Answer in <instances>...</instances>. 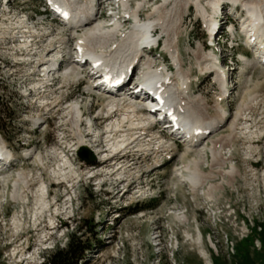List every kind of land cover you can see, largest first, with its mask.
Instances as JSON below:
<instances>
[{
  "label": "rangeland",
  "instance_id": "obj_1",
  "mask_svg": "<svg viewBox=\"0 0 264 264\" xmlns=\"http://www.w3.org/2000/svg\"><path fill=\"white\" fill-rule=\"evenodd\" d=\"M141 1H144L141 21L152 23L151 20L162 18L165 28L155 29L159 46L151 51L143 48L144 58L132 72L133 78L143 82L144 63L149 61L152 69L163 68L169 77L177 74L171 53L165 49L167 43L172 51L179 52L186 84L195 90L185 101L196 107L194 111L199 115L218 117V107L222 106L230 117L195 148L169 136V130L152 125L154 132H162L175 143L169 151L142 153L147 158L145 155L137 158L136 153H131L127 161L121 159V153L115 157L117 160L104 163L85 148L90 152L89 160L83 161L79 153L71 158L67 143L75 141L77 135L65 117L67 106L82 101L84 119H94L99 133L105 130L106 121L109 123L107 114H100L106 110L107 98L85 92L94 76H88L84 67L77 77L66 79L62 74L55 75L52 93L33 87L42 83L40 63L47 53L61 45L59 39L69 38L63 45V68L84 29L75 31L53 19V7L47 0H12L8 5L0 0V133L15 155L11 164L0 165V264H44L45 257L57 248H64L73 238L90 248L84 264H264V65L254 53L255 46L247 42L246 0L237 4L221 0L218 10L210 6V0H200L206 8L204 12L197 9V0H190L186 11L188 0ZM254 1L264 7V0ZM96 2L99 8L96 22L114 29L118 22L122 23L116 31L117 48L131 35L136 21L131 13L138 1L131 0L127 11L121 0L117 6L114 0ZM210 15L219 20L220 33L227 32L219 47L208 44L215 22L213 17L207 25L205 16ZM25 19L29 28L21 30L20 22ZM24 35L31 42L27 41L22 48ZM113 46L109 45V50ZM208 54L217 58L216 70H204L209 63ZM247 59L250 63H246ZM181 80L178 78L174 83ZM133 104L143 116L142 101ZM233 121L236 126L232 134ZM82 130L89 139L95 138L94 134L89 135L87 122ZM104 137L101 135L99 140ZM211 141H215L216 150L230 159L223 168L211 166L213 156L208 153L200 165L206 174L222 170L213 181L209 180L217 187L207 200L203 189L194 195L190 184L176 177L182 176L183 169L179 172L176 169L184 165L185 152L190 160L198 152H204ZM98 143L95 147L100 155L107 153L104 152L107 145ZM135 146L133 152L138 149ZM65 156L79 175L73 187L71 183L75 182H63L54 174ZM159 160L162 161L157 163ZM123 162L132 167L120 169ZM104 165H110L108 168L114 175L110 178V174H100L101 181L99 175L92 177ZM231 165L236 171L233 179L223 174ZM91 172L95 173L88 174ZM20 175L27 178L28 185H18L22 196L14 200L11 194ZM43 183L48 190L46 200L51 202L44 211L37 204V193ZM139 191L141 194H137ZM70 199L68 211L56 216V210L64 209ZM183 212L189 223L182 224L176 219ZM158 234L160 241L155 238ZM199 238L203 246L197 243ZM200 249H205L206 257Z\"/></svg>",
  "mask_w": 264,
  "mask_h": 264
},
{
  "label": "bare ground",
  "instance_id": "obj_2",
  "mask_svg": "<svg viewBox=\"0 0 264 264\" xmlns=\"http://www.w3.org/2000/svg\"><path fill=\"white\" fill-rule=\"evenodd\" d=\"M96 1L97 0H47V2H49L54 9L56 8L60 13L64 14L65 17L68 16V19L63 22L66 27L75 31H83L84 29V34L81 37H78V47L81 49V54H79L78 56L76 55L75 57L73 54H71L69 56L68 63L65 65V67L62 68V62L59 63V60L60 57L64 54L65 47L63 45H66L69 42V38L62 37L61 39H59V43L61 45L54 47V49L52 50L53 52L51 51L52 53L50 54L47 53V55L42 59L40 63V67L42 68V70L40 69V71L43 72V79H41L42 83L39 86L33 87V89H42V92L44 93H52L51 87L52 84H54L55 82L54 80L57 78L55 77V75L62 74L64 78L67 77L66 79H69L70 76L77 77L78 73H81L82 75V72H80V70L82 67L85 68L87 63L89 64V66L92 62L95 64L101 63V65L97 66L96 69H91L90 67H87L88 76H94L95 80L93 82H90L85 87V92H96L100 95H104V97L102 96L103 98H107L105 105L106 110L104 113L101 110L100 114L103 115L106 113L109 118V123L108 121H106V126L104 128L105 130L97 133L98 135L95 136L96 138L89 139L86 134L82 133V126L84 122H87V126L89 127V135H95V120L84 119L83 108L81 105L82 101H79L76 104L71 102L66 108V113L68 116L65 117L68 118L67 120L69 124L72 125V128L76 131L78 137V142L76 143V145H82V143H88L90 145L93 143L95 144L97 142L105 143L106 145H108L109 151L106 153L107 158L106 160H104V163L113 161L114 157L110 158V154L115 155L122 153L121 159H123V161H127V157H131V153H133V155H135L136 153L135 156H138L137 158H139V155H145L147 158V156L150 154L148 152L151 151L152 153H158L160 150L169 151L171 149V145H175V143H172L171 139L162 135V132H154L152 130L153 120L150 117V113H146L142 116L138 112H136V109H134L135 107L131 104V101L138 98V93L133 96L129 95L128 91L123 89V87L125 86L123 85V83L117 86L118 89L110 85V82L112 80L123 79L128 72L134 71L135 68H137V65L143 61V48H145V45L155 44L158 41V39L154 37L153 32L159 26H161V29L165 28L163 19L161 18V20H159L160 18H157L151 20L152 23L142 22L140 19V10L142 8V5H144V1L137 0L138 2L136 3V8L134 9L135 11L133 10L131 13V16L134 18V20H136L135 26L130 31L131 35L116 48L117 44H115V42L118 38L116 37V31H119L120 25H122V23L118 22V25H116L114 29L105 28L106 23L104 22H96V20H99V8ZM167 1L168 0H166L165 2ZM220 1L221 0H210L209 4L214 10H218V7L220 6ZM231 1L237 4L241 0ZM243 1L245 0H242V2ZM130 2L131 0H121V4L125 11L130 8ZM256 2L254 0H246L244 2V6L248 14L247 20L244 23V31L248 39V44L250 46H255L254 53L260 58L264 57V7L263 5H258ZM189 4L190 0H188L185 4V11L189 8ZM195 5L197 6V9L201 8L203 12L206 11V8L203 6V3L200 0H197L195 2ZM156 9H158V7ZM205 17H208V19H206L205 21L207 22V25L212 23L214 17L215 27L217 22L215 16L212 17L210 15ZM27 20L28 19H25L20 22L21 26L19 27L21 30L23 28H29ZM21 38L25 39L21 46L23 48V45L30 40L29 37H27L26 35L21 36ZM31 40L33 41V43H35L34 39ZM109 45L113 46V49L111 48L109 50ZM98 49H100V51H98ZM165 49L171 53L174 64L178 68L177 74L173 78L169 77L168 71H165V69L163 68L152 69L151 62L149 61L144 63L146 64V70L141 74V79H143L142 83L159 87V89L162 91V95L175 102L178 109L174 114H171L170 119H172L176 123V127L178 128V130L183 133L184 136L187 137V140L183 143V145H186L189 148H195L196 146L207 140L214 130L223 126L225 121L228 120L230 116L228 117V111L222 106L221 108L220 106L218 107V117H209L206 116V114L199 115L195 112L197 111L195 109L196 107L192 106L191 104H188V101H185L187 97H189V94L195 93V90L191 89L186 84L185 72L181 69L180 54L177 50L172 51L170 45L167 43ZM73 50H75V48ZM206 57V60H208L209 63L206 65V68H204V70L214 68L216 70L215 63L217 61V58L212 54H208L206 55ZM83 59H86L85 63L81 62V60ZM89 60L92 61H90L89 63L87 62ZM247 62L250 63V60L247 59L246 63ZM248 71L249 70H247L246 72ZM103 76H105L106 80ZM178 78H182L181 82H176L179 84L174 83L175 80H177ZM79 79L80 78L78 77L77 80ZM219 81L222 82V86L225 85L223 78L219 79ZM226 90L227 88L225 87L224 91ZM180 97H184V101H181L179 99ZM60 99L61 97H59V100H57L58 105L61 102ZM143 102H147V104L143 105L142 107L148 111L158 110L157 105H159L160 103V101L157 100V96L152 94H149L146 98H144ZM189 102L191 103V101ZM115 113L116 115L114 117L113 115ZM235 126L236 121H233L231 125V128L233 130L232 134L235 131ZM164 129L163 131H165ZM179 131H173L174 133H172V136L174 138H177V136L179 135ZM206 131L208 132L207 135ZM101 135L105 136L104 140L102 141L98 138L101 137ZM199 135L201 136L199 137ZM133 145H136L135 147L138 148L135 149L134 152L133 150H131L134 148ZM168 146L169 148H167ZM80 151L81 150H79V152ZM142 153H146L148 155ZM208 153L213 156L211 166L217 164V166H221L223 168V165H226L227 161L230 159V157L225 156L226 154H221V150H216L215 141H211V145H206L204 152H198L194 158H189L190 160H187L188 156H186L187 152H185L182 155L184 165L182 166V168L176 169V171H180L183 169L181 172L182 176L176 175V177L179 178L182 182L187 181L190 184L191 191L194 195L199 194L198 191L200 189H203L204 195L208 197L206 198L207 200L213 197L214 189H216L217 187L214 184L209 183V180L216 177V174L219 173V171H222L217 169L216 174H206L205 172L200 170V165L203 161H205V158H207ZM14 157V153L9 149L4 137L0 133V161H2L4 164H8L11 162L10 160H12ZM38 158L39 160H42L41 156H39ZM63 158L64 159L62 160V163L59 164V170H55L54 174L55 176H58V178L63 179V182L65 180H68L69 182H75L73 184L71 183V187H73L74 184L76 186V183L78 181L76 182L74 180L79 178L78 172L73 168L74 164L69 160V158H67L66 156ZM146 158H144L143 160H146ZM160 161L162 160L157 161V163H159ZM119 165V168L121 167L120 169H130L132 167L131 165H128V162H123ZM108 167L111 166L106 165L96 173L93 172L95 174H93L92 172L88 174H93L92 177H96V175H99L98 179L100 181L103 178L100 177L102 176L100 174H110L109 177L111 178L114 175V171L109 170ZM136 173L137 172H135V174ZM83 174L85 173H82V175ZM223 174L233 179L236 175L235 167L231 165L229 170H223ZM119 175L121 177H126L127 179H129V176H125L124 174ZM19 178L20 179L17 181V184L15 185V188L11 194L14 200L19 199L22 196L20 195L18 185L20 183H24L25 185L27 184L26 177L20 175ZM116 180H121V178ZM5 181H8V179L6 180L5 178ZM6 186L8 187V184ZM125 192L128 191L126 190ZM141 192L142 191H139L137 192V194H141ZM46 193L48 194V190L45 184L43 183L39 187L37 193V196L39 197L37 204L40 205L42 211L50 208L51 204L50 201L46 200ZM71 199L70 201L68 200V202L65 203L64 209L56 210V216L59 214H63L64 211H68V206L70 202H72ZM175 217L182 224L189 223V218L184 212L183 214H177ZM50 220L53 221L52 219ZM199 234L202 235L201 232ZM197 243L202 244L203 241L199 238ZM200 250L206 257L207 253L205 249Z\"/></svg>",
  "mask_w": 264,
  "mask_h": 264
},
{
  "label": "built area",
  "instance_id": "obj_3",
  "mask_svg": "<svg viewBox=\"0 0 264 264\" xmlns=\"http://www.w3.org/2000/svg\"><path fill=\"white\" fill-rule=\"evenodd\" d=\"M12 0H3V2H4V4H6V5H8L10 2H11ZM115 2H116V5L115 6H117V4L119 3V0H114ZM51 17L53 18V19H56L57 20V22H59L60 24H62L63 23V21L59 18V16L58 15H56L55 13H53L52 12V14H51ZM154 33H155V31L153 32V35H154ZM227 36V32H225V33H222V34H220V46H221V44H222V39H223V36ZM225 49V48H224ZM151 51V50H150ZM72 54H73V52H71ZM74 56H75V53L73 54ZM65 56V55H64ZM126 91H128V94L129 95H134L133 93H132V91H133V87L131 86V87H128L127 89H125ZM144 98H146V97H138L137 99H134L133 101H131V104L134 106V102H136V101H138V102H140V101H142ZM174 104H175V102H174ZM175 106L177 107V105L175 104ZM141 110H142V112L144 113V114H146V113H150L148 110H146V109H144L142 106H141ZM154 126H157V127H162L163 128V126H165L166 124H164L163 122L162 123H157V124H153ZM95 129H96V134H95V136L96 135H98L97 134V132L99 131V129H98V127L97 126H95L94 127ZM165 128V127H164ZM163 128V129H164ZM165 130V129H164ZM77 135V134H76ZM169 136H171V134H168ZM96 138V137H95ZM98 138H100V137H98ZM178 138V137H177ZM180 139V138H179ZM78 142V137L75 139V141H73V142H70V144H68L69 146V153H70V156H71V158L73 157V155L75 154V155H77L78 153H79V150H81V149H85V148H89L95 155H96V157H97V159L98 160H100V161H102V160H106V153H104V154H102V155H100L101 154V152L99 151V149H96V147L95 146H97V145H100L98 142V144L97 143H93V144H88V143H82V145H79V144H77L76 145V143ZM181 142V141H180ZM95 148V149H94ZM98 150V151H97ZM105 151L107 152V151H109V147H108V145L106 146V149H105ZM100 155V156H99ZM117 155H119V154H110V158H115ZM116 159V158H115ZM117 160V159H116ZM72 162V161H71ZM73 163V162H72ZM155 238H157L159 241H160V238H161V234H158L157 235V237H155Z\"/></svg>",
  "mask_w": 264,
  "mask_h": 264
},
{
  "label": "trees",
  "instance_id": "obj_4",
  "mask_svg": "<svg viewBox=\"0 0 264 264\" xmlns=\"http://www.w3.org/2000/svg\"><path fill=\"white\" fill-rule=\"evenodd\" d=\"M89 246L73 238L64 248L44 258V264H84Z\"/></svg>",
  "mask_w": 264,
  "mask_h": 264
},
{
  "label": "water",
  "instance_id": "obj_5",
  "mask_svg": "<svg viewBox=\"0 0 264 264\" xmlns=\"http://www.w3.org/2000/svg\"><path fill=\"white\" fill-rule=\"evenodd\" d=\"M79 156L83 161H87L90 158V152L86 149H83L80 151Z\"/></svg>",
  "mask_w": 264,
  "mask_h": 264
}]
</instances>
